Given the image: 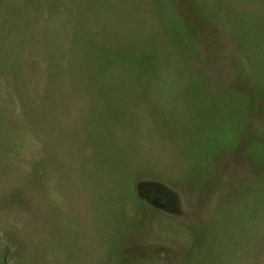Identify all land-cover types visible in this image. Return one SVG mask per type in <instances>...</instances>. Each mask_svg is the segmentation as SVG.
<instances>
[{"label":"rangeland","instance_id":"374dc122","mask_svg":"<svg viewBox=\"0 0 264 264\" xmlns=\"http://www.w3.org/2000/svg\"><path fill=\"white\" fill-rule=\"evenodd\" d=\"M0 264H264V0H0Z\"/></svg>","mask_w":264,"mask_h":264}]
</instances>
